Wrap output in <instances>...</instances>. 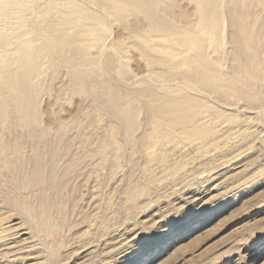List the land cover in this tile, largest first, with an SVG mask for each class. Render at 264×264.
<instances>
[{"label":"bare ground","instance_id":"bare-ground-1","mask_svg":"<svg viewBox=\"0 0 264 264\" xmlns=\"http://www.w3.org/2000/svg\"><path fill=\"white\" fill-rule=\"evenodd\" d=\"M175 2L72 0L50 3L49 11L62 12L63 24L74 23L81 34L100 41L96 46L99 56L90 57L89 37L76 43L77 34L68 36L61 27L50 30L57 47L70 53L67 62L82 69L81 75H71L73 88L80 92L89 88L94 95L95 105L80 112L84 119L79 116L72 119L78 127L73 134L66 125L54 127L53 131L39 126L38 97L42 91L50 90L43 84L47 77L43 67L49 60L50 47L44 43L46 46L35 48V52L20 43L15 47L7 37L15 18L0 20L3 25L0 34L8 39L0 45V210L21 214L26 225L45 234L53 225L65 226L63 222H67L69 211L77 208L78 177L84 175L86 169L93 168L96 174L98 171V166L88 162L90 158L97 163L94 158L98 157L102 165L117 168L124 160L118 151L127 144L124 152L127 147L130 149L126 152L130 155L126 156L131 158L132 171L141 170L143 174V179L132 182L130 187H141L144 191L147 184L155 180L154 167L157 166L152 168L153 162L162 169L184 168L171 156L164 158L158 154L166 145L176 144L180 140L178 134L193 138L192 142L196 139L211 147L218 145L215 128L203 122L206 109L211 105L222 106L217 100H222L227 93L241 97L245 86L252 83L255 88L260 86L264 76V0H191L194 9L191 7L189 14L184 8L176 9ZM247 13L250 18H245L249 17ZM109 21L127 34L129 44L147 61L148 72L144 77L122 78L118 74L122 57L112 53L97 30L98 23ZM225 30L230 36L229 43L235 46L232 55L227 56L231 61L229 68L227 63L223 64V59L214 58L217 56L212 54L214 46L220 49L225 42H215L214 37L220 32H223L222 38L225 37ZM114 45L120 53L127 48ZM213 94L217 96L215 100ZM98 110L103 111H100L102 116L98 115ZM88 128L91 131L88 132ZM95 131L98 132L95 135L101 132V137L91 134ZM78 139L82 146L76 145ZM78 147L79 150L73 151ZM96 176V180L103 183L100 173ZM14 221L16 219L12 218L0 222V263L25 261L32 253L25 254L26 251L39 246L28 228ZM27 240L31 243L25 245Z\"/></svg>","mask_w":264,"mask_h":264},{"label":"rangeland","instance_id":"rangeland-1","mask_svg":"<svg viewBox=\"0 0 264 264\" xmlns=\"http://www.w3.org/2000/svg\"><path fill=\"white\" fill-rule=\"evenodd\" d=\"M67 1L72 0H0V20L6 17L15 18V24L10 27L7 36L15 47L20 43L32 52H35V48L46 45L50 47V56L47 58L49 60L43 67L47 70L43 84L49 86L50 90L42 91L38 97L39 126L48 127L53 131L57 126L66 125L67 130L73 134L72 131L78 128L73 123L74 118L79 116L83 120L80 112L86 108L91 109L95 102L91 89L80 92L71 85V75H81L82 69L67 62L71 58L70 53L67 49L57 47L50 32L56 27H61L68 36L77 34L76 43L89 37L81 34L74 23L63 24L62 12L49 11L51 2L62 4ZM175 1L176 9L184 8L188 14L194 9L191 0ZM66 10L67 8H63L64 12H68ZM244 15L246 16V13ZM247 16L249 17L245 18L251 17L248 13ZM111 18L113 19L112 16ZM115 24L114 22L113 25V21L107 24L100 22L97 24V30L101 32L103 42L110 46L112 53L122 57L117 67L118 74L122 78L128 75L144 77V73L148 72L147 61L138 55L135 48L129 44L127 34ZM0 28H3L2 22ZM224 33L226 35L223 38L219 33L217 35L220 37L214 35L215 42H225L222 47L220 45V49L217 45L214 46L212 54L217 56L214 58L223 59V64L227 63L229 68L231 61L227 56L232 55L235 46L229 43L231 40L226 30ZM7 37L0 34V45L8 42ZM262 41L264 43V39ZM88 43L90 57H98L96 46L100 41L89 37ZM113 43L127 47L125 52L117 51ZM77 45L76 47H81ZM221 54L223 56H220ZM262 80L256 88L252 86L253 83L244 87L243 95L246 97L227 93L222 100H217L222 106L211 105L212 107L206 109L205 116L208 117L206 116L203 122L206 126L215 128L214 137L219 146L211 147L212 145L203 144L196 139L192 142L194 139L184 133L177 135L180 140L179 143L173 144L174 146L171 145L174 149L170 144L166 145L164 150L158 153L160 157L171 156L180 161L184 168L177 171L169 168L166 170L153 162L152 168L157 166L154 167L155 180L146 183L147 186L144 184L147 190L130 187L132 182L141 180L143 174L141 170L132 171L131 158L127 157L130 153H126L130 149L127 147L128 150L124 152L127 145L124 144L123 149L118 151L124 160L117 168L102 165L98 157L94 158L97 163L90 158L88 162L98 166L97 174L91 168L83 170L84 175L78 177L77 182L81 190L77 196L79 204L75 210L66 214L67 222H63L65 226L53 225L47 233L40 234L36 227L25 224L21 214L0 210V222L16 219L14 222L27 227L39 245V248L26 251L25 254L32 253L29 255L31 258L28 257L25 261L19 260L17 263L18 260H14V263L11 261L0 264H21L22 261V264H264ZM213 96L215 100L217 96ZM244 98L247 101L243 100ZM98 111V115L102 116L103 111ZM90 129L93 131V127ZM89 131L91 130L88 128ZM96 133L98 132L91 134ZM105 133L102 132V135ZM99 134L95 137H101ZM75 142L76 145L82 144L79 139ZM75 150H79V147L73 151ZM128 160L130 162H127ZM98 172L103 183H99L95 178L99 175ZM91 173L95 175L93 178ZM136 192L139 194H135ZM132 195L135 197L132 198ZM27 243H31V240L24 242L25 245H28Z\"/></svg>","mask_w":264,"mask_h":264}]
</instances>
